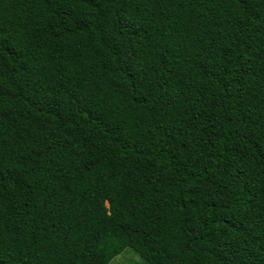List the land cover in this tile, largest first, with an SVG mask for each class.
Here are the masks:
<instances>
[{
  "label": "trees",
  "instance_id": "obj_1",
  "mask_svg": "<svg viewBox=\"0 0 264 264\" xmlns=\"http://www.w3.org/2000/svg\"><path fill=\"white\" fill-rule=\"evenodd\" d=\"M264 264V0H0V264Z\"/></svg>",
  "mask_w": 264,
  "mask_h": 264
},
{
  "label": "rangeland",
  "instance_id": "obj_2",
  "mask_svg": "<svg viewBox=\"0 0 264 264\" xmlns=\"http://www.w3.org/2000/svg\"><path fill=\"white\" fill-rule=\"evenodd\" d=\"M111 264H143L142 260L130 249L117 256Z\"/></svg>",
  "mask_w": 264,
  "mask_h": 264
}]
</instances>
